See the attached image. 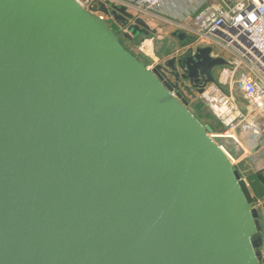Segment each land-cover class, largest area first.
<instances>
[{
    "label": "water",
    "instance_id": "obj_1",
    "mask_svg": "<svg viewBox=\"0 0 264 264\" xmlns=\"http://www.w3.org/2000/svg\"><path fill=\"white\" fill-rule=\"evenodd\" d=\"M130 9L0 0V264L261 263L231 161L244 149L179 92L183 79L201 93L227 61L207 46L147 66L96 15L147 35Z\"/></svg>",
    "mask_w": 264,
    "mask_h": 264
},
{
    "label": "built area",
    "instance_id": "obj_2",
    "mask_svg": "<svg viewBox=\"0 0 264 264\" xmlns=\"http://www.w3.org/2000/svg\"><path fill=\"white\" fill-rule=\"evenodd\" d=\"M75 1L88 11L101 2L106 6H131L139 14H153L168 0ZM96 15L107 19L102 12ZM180 28L193 40L186 42L173 55L187 49L193 54L197 47L210 46L220 49L217 53L212 50L211 57H221L227 61L221 66L217 81L206 84L201 93L195 90L183 95L180 92L182 97L189 105L194 101L203 102L225 127L222 133L213 135L231 137L244 149L238 133L248 132L249 139L255 141L264 129V123L259 122V118L264 117V0H204L190 23L182 24ZM153 40V37L144 38L138 50L144 54L151 53V47L148 51L145 42L150 41L152 45ZM224 87H227V91ZM237 91L247 103L246 110H241L236 103L234 94ZM176 92L175 89L171 91L173 95ZM231 161L236 168L237 161ZM241 178L245 180L242 175ZM263 206L264 200L255 198L253 207L259 211V216ZM259 256L264 262V243L259 249Z\"/></svg>",
    "mask_w": 264,
    "mask_h": 264
},
{
    "label": "crops",
    "instance_id": "obj_3",
    "mask_svg": "<svg viewBox=\"0 0 264 264\" xmlns=\"http://www.w3.org/2000/svg\"><path fill=\"white\" fill-rule=\"evenodd\" d=\"M204 4V0H168L162 8L156 11L153 14L143 13L139 14L134 7L130 9L131 12L137 17H148L154 21H160L162 24L167 26L168 32L170 33L171 38L176 41V49L181 47L177 38L173 36V32L182 31L180 25L190 23L193 15L197 12L199 7ZM176 49L174 51H176ZM142 53V52H141ZM146 54L142 53V55L149 60H154L155 49H154V40L151 45V53ZM173 55V54H172ZM171 57V56H170ZM167 59V58H166ZM147 65V64H146ZM236 103L240 109L246 110V101L242 97V95L237 91L234 94ZM259 122L264 123V117L259 118ZM264 127V125H263ZM238 137L242 146L244 147V152L237 158V166L241 162H246L248 159H255L251 163L248 161V165L253 168V171L249 173H258L259 175L264 176V129L259 137L255 139V141L249 139V135L246 132L240 131L238 133ZM238 169V168H237ZM243 177H245L242 174ZM264 200V198H262ZM260 213L262 218L264 219V206L260 209Z\"/></svg>",
    "mask_w": 264,
    "mask_h": 264
},
{
    "label": "rangeland",
    "instance_id": "obj_4",
    "mask_svg": "<svg viewBox=\"0 0 264 264\" xmlns=\"http://www.w3.org/2000/svg\"><path fill=\"white\" fill-rule=\"evenodd\" d=\"M141 18L149 26L150 31H154V33L150 32L147 35H137L136 37H129L128 35L125 36L127 34L126 32H123L121 34V40L124 39L125 41H127L125 43L131 48V50L134 51L135 54H137L140 57V59H143L146 62L147 66L151 67V66H154L156 64H162L166 60V58H170V56H172V54H174V52H175L174 50L176 49V46H177L176 41H174L171 38L170 33L168 32L167 26L162 24V22L154 21L151 18L144 17V16H141ZM146 37H153L154 38V49H155L154 60L146 59L142 55V53L138 50L139 43ZM213 51L217 53L220 51V49L213 47ZM220 70H221V66H215L212 68V76L215 79V81H217L219 79ZM224 89L227 91V87H224ZM241 110H243V109H241ZM214 126L218 129L217 123H214ZM246 133H248V132H246ZM211 134H220V133L215 132V133H211ZM248 135H249V133H248ZM253 160H255V159H250V160L248 159L247 161L249 163H251ZM247 161L246 162L243 161L240 164H238L237 168L239 170V173L241 175L243 174L245 176L244 181L248 184L247 179H246V175L249 174L250 171H253V168L248 165ZM248 186H249V184H248ZM259 217H260L261 224H264V219L262 218L261 213H260Z\"/></svg>",
    "mask_w": 264,
    "mask_h": 264
},
{
    "label": "trees",
    "instance_id": "obj_5",
    "mask_svg": "<svg viewBox=\"0 0 264 264\" xmlns=\"http://www.w3.org/2000/svg\"><path fill=\"white\" fill-rule=\"evenodd\" d=\"M120 42L127 50L135 54L134 51L131 50V48L125 43L127 41L124 39L121 40L120 38ZM135 55L139 57L137 54ZM189 109L193 115L203 124L208 133H222L224 131V125L215 118V116L208 110L203 102L194 101L189 105ZM214 123H217L218 129L214 126ZM246 179L254 198H264V176L259 175L258 173H249L246 175ZM260 264H264V262H261Z\"/></svg>",
    "mask_w": 264,
    "mask_h": 264
},
{
    "label": "flooded vegetation",
    "instance_id": "obj_6",
    "mask_svg": "<svg viewBox=\"0 0 264 264\" xmlns=\"http://www.w3.org/2000/svg\"><path fill=\"white\" fill-rule=\"evenodd\" d=\"M107 17V16H106ZM107 19L110 21V25L113 31L117 32L119 34V38H121V34L126 31V28L122 26L121 22L114 20L112 17H107ZM140 29L142 30L143 27L140 26ZM150 33V29H149ZM148 33V34H149ZM145 35V34H140ZM176 38V37H175ZM184 42H188V40H184ZM180 43V42H178ZM173 57V55L171 56ZM170 57V58H171ZM169 59V58H167ZM167 59L165 61H167ZM163 66V64H156V66ZM159 73L163 74L165 76V80L169 82L170 84L175 83L174 76L169 75V73L165 72L163 68L158 70ZM183 84V86H179V92H181L183 95H186L187 93H194L195 90H197L196 87L193 86V84H190L187 80H180ZM184 87V88H183ZM264 224H262L263 230H262V243H264Z\"/></svg>",
    "mask_w": 264,
    "mask_h": 264
},
{
    "label": "bare ground",
    "instance_id": "obj_7",
    "mask_svg": "<svg viewBox=\"0 0 264 264\" xmlns=\"http://www.w3.org/2000/svg\"><path fill=\"white\" fill-rule=\"evenodd\" d=\"M145 44L147 45V50L150 51V47H151V44H150V41H146Z\"/></svg>",
    "mask_w": 264,
    "mask_h": 264
}]
</instances>
